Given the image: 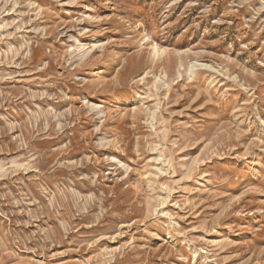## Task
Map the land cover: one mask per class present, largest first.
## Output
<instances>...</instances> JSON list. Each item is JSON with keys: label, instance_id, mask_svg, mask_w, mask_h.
Masks as SVG:
<instances>
[{"label": "rangeland", "instance_id": "1", "mask_svg": "<svg viewBox=\"0 0 264 264\" xmlns=\"http://www.w3.org/2000/svg\"><path fill=\"white\" fill-rule=\"evenodd\" d=\"M0 264H264V0H0Z\"/></svg>", "mask_w": 264, "mask_h": 264}]
</instances>
